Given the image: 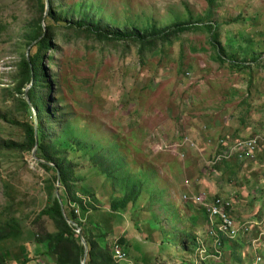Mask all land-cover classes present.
Wrapping results in <instances>:
<instances>
[{
  "label": "rangeland",
  "instance_id": "obj_1",
  "mask_svg": "<svg viewBox=\"0 0 264 264\" xmlns=\"http://www.w3.org/2000/svg\"><path fill=\"white\" fill-rule=\"evenodd\" d=\"M80 1L101 2L109 18L105 17L114 26L126 22L141 26L146 19L157 26L175 18L199 20L209 10L211 20L217 24L240 16L221 25L220 40L239 32L225 44L226 55L231 56L232 51L238 55L236 59L246 58L248 62L258 55V61L248 69L230 67L225 56L220 62L209 35L199 30L174 39L166 53L157 49L142 61L134 45L102 48L78 39L64 44L62 51L56 53L51 69L55 77L50 71L48 76L53 90L58 88L59 96L69 106L64 111L77 117L78 126L89 128L104 144L118 141L124 150L126 172L138 170L147 179L149 190L155 191L157 201L166 199L184 216H198L193 227L200 229L202 218L208 216L202 204L206 195L209 200L216 195L230 200L236 226L249 219L263 222L261 226L251 224L247 233L239 235L245 240L242 250L247 249L249 241L261 243L264 250V234L260 235L264 226L263 155L256 162H221L217 170L207 163L221 152L222 143L229 146L252 137L264 141V0H66L65 4L67 8H79L75 4ZM30 9L33 10L25 0H0L1 140H22V129L11 125L8 118L15 116L22 121L25 113L13 111L12 99L6 93L12 90V75L23 49L17 44L25 25L35 15ZM44 64L49 68L48 58H44ZM118 151L121 153L120 145ZM39 162L27 151L0 153V211L17 216L25 234L47 200L46 171ZM79 174L95 191L98 212L80 214L82 222L94 224V233L111 230L109 242L123 234L132 235L125 247L129 255L136 257L135 262L142 258L148 264L183 263L185 257L174 244L179 234L173 238L171 234L167 241L163 231H175L173 226L186 230L189 223L176 221L177 216L171 211L151 205L149 194L144 192L136 204L115 217L108 206L119 192L111 190L98 168L83 169ZM4 180L19 191L22 205L16 206L15 212L4 194ZM192 193L198 195L201 203L192 199ZM154 212L159 221L152 218ZM46 228L54 230L51 221H46ZM205 246L208 251V244ZM199 250L194 254L195 260H201L197 256ZM12 252L13 258L11 254L9 259L16 264V253ZM41 252V247L33 244L31 257L35 261L29 264H55L52 257ZM245 255L244 264H253L249 250ZM202 259L208 260L209 255L203 254Z\"/></svg>",
  "mask_w": 264,
  "mask_h": 264
},
{
  "label": "trees",
  "instance_id": "obj_2",
  "mask_svg": "<svg viewBox=\"0 0 264 264\" xmlns=\"http://www.w3.org/2000/svg\"><path fill=\"white\" fill-rule=\"evenodd\" d=\"M25 1L33 8L29 10L30 13L35 12V15L25 25V32L17 44L23 49L16 63L17 70L12 75V90L8 89L6 93L12 99L13 111L25 113V120L22 121L16 119L15 116L8 118L11 125L22 129V140L0 139V153L24 151L32 153L36 146L35 155L41 160L40 167L46 171L44 190L47 200L30 223L31 230H27V234L17 216L10 213L6 215L4 211H0V264H12L9 259L13 253L12 250L16 253L14 260L16 264H29L35 261L31 257L33 244L39 245L42 249L41 254L45 257H52L55 264H82L85 249L76 228L70 225L67 219L77 223L87 243L88 250L84 264H118L113 258L114 240L108 241V235L112 231L104 232L100 223L101 232L94 233L92 229L95 228L94 224L80 220L81 215L85 216L87 211L98 212L99 208L95 204L97 199L94 189L87 185L85 178L79 173L83 169L95 170L97 168L98 172L105 176L111 190L119 192L110 199L108 206L109 212L115 217H119L131 205L136 204L144 192L149 194L151 205L157 204L158 209L171 211L172 215L177 216L174 217L176 221L189 223L186 230L173 226L175 231H163L164 239L167 241L171 234L172 238L175 234H179L174 244L178 245L182 253L181 257H185L184 261L182 260L184 264H244L247 250L253 259L258 251L263 253L261 243L252 247V242L249 241L247 249L242 250L245 240L222 235L219 239L221 257L217 260L214 256L216 238L208 233V219L202 218L203 223L200 229H197L193 226L195 221L199 220L198 216H184L179 208L166 199L157 201L153 195L155 191L149 190L147 179L138 170L133 173L126 172L124 150L118 141H108L104 144L101 138H96L89 131V128L79 127L77 117L73 118L71 113L64 111V108L68 111L69 106L59 96V89L53 90L48 76L49 71L53 73L51 69L55 65L56 53L62 51L64 44L78 39H85L91 42L92 46L102 48L118 45L128 48L134 45L137 47L136 54L142 61L157 49L166 53L174 39L185 33L199 30H204L209 35V43L215 49V56L220 62L225 56L229 58L226 59V63L230 67L248 69L251 63L258 61V55H253L249 62L246 58L242 61L236 59L238 55L232 51L229 52L231 56L226 55L228 48L225 44L239 32L234 31L233 36H227V39H224L225 42L220 40L221 25L234 22L240 16L225 20L223 24H217L211 20L212 12L209 10L205 18L199 20L175 18L169 24L157 26L153 20L146 19L141 26L133 22H130L131 26L127 22L123 26L119 24L114 26L108 22L109 17L105 15V6L101 2L91 4L87 1H80L75 4L79 8L75 6L67 8L66 0H48L49 10L45 15V0ZM111 21L115 22V20ZM44 58L49 59V68H46ZM53 75L55 77L54 73ZM29 85L31 86L26 94L36 111V127L32 110L25 99V88ZM119 145L121 153L118 151ZM224 163L228 165V161ZM212 168L217 170L219 164ZM2 184L4 194L9 199V207L15 212L16 206L22 205L18 196L19 191L7 180H4ZM218 198L221 197L216 195L211 200L207 197V200L214 202ZM224 202L231 204V201L227 199H224ZM62 209H64L65 216ZM152 215L154 221L160 220L157 212ZM167 218L168 216L163 217V219ZM46 221H51L53 231L47 230ZM154 223L157 226L158 223ZM261 230L264 231V226ZM198 239H201L205 245L208 244L206 252L209 255L208 260H195L194 254L200 248ZM117 242L128 258L126 251L129 249L125 247V238L119 237ZM197 256H199L198 253ZM129 261L133 264H147L130 259ZM120 263L129 264L124 261Z\"/></svg>",
  "mask_w": 264,
  "mask_h": 264
},
{
  "label": "built area",
  "instance_id": "obj_3",
  "mask_svg": "<svg viewBox=\"0 0 264 264\" xmlns=\"http://www.w3.org/2000/svg\"><path fill=\"white\" fill-rule=\"evenodd\" d=\"M261 147L259 145L258 138H252L244 141H239L227 149L223 150L222 153L218 154L214 160L209 161L210 164H216L223 159H229L232 156L238 155L239 159L255 160L260 152ZM192 199L201 203L200 198L192 196ZM203 206L207 209L209 217V234L216 238L214 246L217 258L221 256V253L218 249L219 239L221 235H225L229 238H234L237 236L239 228L236 227L233 219L229 216L228 206L229 202H224L221 198L216 199L213 203H202ZM226 207H228L226 209ZM244 230H247V227L243 226ZM113 258L115 261H125L129 264L130 262L125 252L122 250L117 241L113 244ZM206 252L204 244L200 249V253L203 254ZM254 264H264V257L260 254H255V263Z\"/></svg>",
  "mask_w": 264,
  "mask_h": 264
},
{
  "label": "clouds",
  "instance_id": "obj_4",
  "mask_svg": "<svg viewBox=\"0 0 264 264\" xmlns=\"http://www.w3.org/2000/svg\"><path fill=\"white\" fill-rule=\"evenodd\" d=\"M252 138H258V137H252ZM252 138H245V139H242V140H239V141H244V140H248V139H252ZM223 142H224V140H222ZM222 141H221V143H222ZM239 141H237V142H239ZM259 141V145H260V147H261V150H260V152L258 153V156L256 157V159L255 160H247V159H239V157H238V155L236 154L235 156H232L231 158H229V159H223L222 161H220V162H218V163H216V164H221V162H224V161H229V160H231V159H237V160H241V161H247V162H256V161H258V159L263 155V161H264V141L263 142H261L260 140H258ZM236 143V142H235ZM232 144H234V143H232ZM232 144H230L229 146H231ZM229 146H226L224 143H222L221 144V147H223V149H221V152H219L218 154H220V153H222V151L223 150H225V149H227ZM217 154V155H218ZM208 163V165L209 166H211V167H213L214 165H216V164H210L209 162H207ZM184 196H186L187 194L185 193V194H183ZM192 196H195V197H198V195H196V194H193L192 193ZM222 200H224V198H221ZM186 200V199H185ZM205 203H213V202H211V201H208L207 200V195H206V197L204 198V200H203ZM196 202V201H195ZM204 209H205V212H206V214L208 215V212H207V209L205 208V206L203 207ZM228 213H229V215H230V217L233 219V221H234V223H235V220H234V217L231 215V209H230V207L228 208ZM206 218L208 219V226H207V228H208V233H209V217L208 216H206ZM249 221H255L254 219H249L247 222H249ZM243 223V222H242ZM241 223V224H242ZM236 225V224H235ZM252 225H256V226H261V225H263L261 222H259V223H254V224H252ZM250 226H251V223H248L245 227H247V230H244L243 228V226H236L237 228H239V231H238V234H237V236H236V238H238L239 237V235L242 233V232H245V233H247L248 231H249V229H250ZM240 227H243V228H241L240 229ZM262 234H264V231H261L260 232V235H262ZM210 235V234H209ZM211 236V235H210ZM213 237V236H212ZM220 238H222V235L220 236ZM235 238V237H234ZM118 239H116V240H114V242L115 241H117ZM202 242V244H204L203 243V241L201 240V239H198V244L200 245V243ZM254 244V245H253ZM219 245H220V242H219ZM219 245H218V249H219ZM252 245H253V247L256 245V243H252ZM204 246H205V244H204ZM205 248H206V246H205ZM214 248H215V246H214ZM199 249H201V247L199 248ZM200 251V250H199ZM219 251H220V249H219ZM206 252H207V250H206ZM206 252L205 253H203V254H206ZM203 254H199L198 253V255H199V257L202 259V256H203ZM256 254H260L261 256H263L264 257V255L263 254H261L259 251L256 253ZM217 254H216V252H215V258L216 259H220V257L219 258H217V256H216ZM125 262V261H124ZM255 263V258L253 259V264Z\"/></svg>",
  "mask_w": 264,
  "mask_h": 264
},
{
  "label": "water",
  "instance_id": "obj_5",
  "mask_svg": "<svg viewBox=\"0 0 264 264\" xmlns=\"http://www.w3.org/2000/svg\"><path fill=\"white\" fill-rule=\"evenodd\" d=\"M48 10H49V1L48 0H45V15H47L48 14ZM43 26H44V23H43ZM28 50H29V48L27 49V53H28ZM31 85H29V86H27V88L25 89V99L27 100V102H28V104H29V106H30V108H31V110H32V112H33V116H34V124H35V127L37 126V115H36V111H35V109L33 108V106L31 105V103H30V101H29V99H28V97H27V94H26V92H27V90L29 89V87H30ZM36 143H37V141H36ZM35 150H36V146L34 147V149H33V151H32V156L36 159V160H38V161H40L41 162V160L40 159H38L37 157H36V155H35ZM61 206H63L62 205V203H61ZM62 211H63V214H64V209H62ZM64 216H65V214H64ZM67 222L70 224V225H72V226H74L76 229V232L79 234V236H80V238H81V242H82V244H83V246H84V249H85V255H84V259H83V262H82V264H84L85 263V260H86V257H87V250H88V246H87V243H86V241H85V239H84V237H83V235H82V233H81V230H80V228H79V226L77 225V223L75 222V221H73V220H70V219H67Z\"/></svg>",
  "mask_w": 264,
  "mask_h": 264
},
{
  "label": "crops",
  "instance_id": "obj_6",
  "mask_svg": "<svg viewBox=\"0 0 264 264\" xmlns=\"http://www.w3.org/2000/svg\"><path fill=\"white\" fill-rule=\"evenodd\" d=\"M121 215H122V214H121ZM121 237L125 238V241H128V240L130 239V237H133V236H132V235L129 236V235H124V234H123V236H121ZM126 252H127V254H128V251H126ZM128 255H129V254H128ZM130 256H131L132 258H129ZM129 257H128V258H129L130 260H135V259H136V257H134L131 253H130ZM128 258H127V259H128ZM129 259H128V260H129ZM137 259H138V258H137ZM135 261H136V260H135ZM137 261H139L138 263H140V262L146 263L147 259H146V260H142V258H140V259L137 260ZM147 264H148V263H147Z\"/></svg>",
  "mask_w": 264,
  "mask_h": 264
},
{
  "label": "bare ground",
  "instance_id": "obj_7",
  "mask_svg": "<svg viewBox=\"0 0 264 264\" xmlns=\"http://www.w3.org/2000/svg\"><path fill=\"white\" fill-rule=\"evenodd\" d=\"M247 221L248 220L244 221L240 226H246L248 223H251V224L259 223V222L263 223L262 221H249V222ZM115 262L120 263L119 261H115Z\"/></svg>",
  "mask_w": 264,
  "mask_h": 264
}]
</instances>
